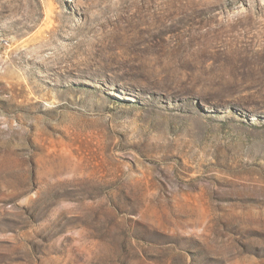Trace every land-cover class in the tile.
Masks as SVG:
<instances>
[{
  "label": "rangeland",
  "instance_id": "374dc122",
  "mask_svg": "<svg viewBox=\"0 0 264 264\" xmlns=\"http://www.w3.org/2000/svg\"><path fill=\"white\" fill-rule=\"evenodd\" d=\"M0 264H264V0H0Z\"/></svg>",
  "mask_w": 264,
  "mask_h": 264
}]
</instances>
